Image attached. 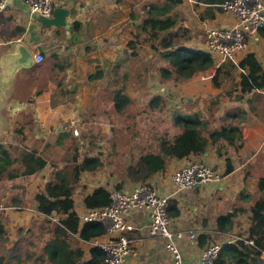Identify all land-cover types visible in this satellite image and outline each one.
Segmentation results:
<instances>
[{
    "label": "crops",
    "instance_id": "obj_1",
    "mask_svg": "<svg viewBox=\"0 0 264 264\" xmlns=\"http://www.w3.org/2000/svg\"><path fill=\"white\" fill-rule=\"evenodd\" d=\"M223 1L226 0H183L181 5L172 9L167 16L176 24L170 31L176 36L173 42L192 52H205L204 30L230 28L235 22L232 16L220 10L219 5ZM261 1L264 4V0ZM160 2L162 0H55L54 8L67 11V27H55L47 26L41 15L32 14L22 0H12L0 13V58L21 43L32 54L41 53L44 57L42 64H47V68L46 76L38 78L39 83L44 82L40 94L36 95L37 90L30 86V82L36 80L33 66L17 72L5 97L0 98V143H10L18 148V152L37 148L39 155L44 158V152L50 151L53 146L56 150L65 138H70L68 131L78 123L80 114L86 113L81 105L87 108L96 101V90L110 75L113 81H125L128 77L131 81L139 80L138 87L147 85L154 88V82L161 81L156 52L150 49L148 43L143 46L140 42L139 48L142 49L136 56H131L132 50L128 49V44L136 37H139V41L143 38L139 27L141 16ZM158 43V40L152 42L155 45ZM247 53L253 54L264 70V32L249 39L245 50L234 61L224 62L211 56L214 66L207 72L212 70L213 74L208 78L211 80L217 71L216 77L222 81H218L219 88L213 84L212 87L222 91L226 78L235 72L240 76L242 70L237 68V64ZM147 56L149 60H154V66L144 62L143 57ZM228 71L230 75L226 77ZM95 75L96 78L89 79ZM239 76L233 87L235 92L229 95L230 110L221 119V124L230 122L238 125L240 141L232 147H211L206 157L203 155L201 158L222 174V181L219 184L198 185L171 199L177 203L179 210L178 217L170 218L172 230L196 235L194 240L182 244L185 264H196L203 249L211 241L222 243L244 234L248 226L247 215L238 217L231 235L222 238L214 237L216 219L236 209H248L259 196L258 181L264 177V89L242 94L238 86ZM26 83L29 86L27 88ZM110 88L117 87L108 85ZM30 101L32 108L28 104ZM26 112L32 114V123L26 120ZM16 130L21 131L20 138H24V143L19 144ZM217 151L221 155L218 156ZM226 159L230 160L233 168L225 175ZM193 160H196L193 156L170 160L166 171L152 177L147 183L161 193H168L171 173ZM98 178L97 174L83 173L79 179L91 182ZM3 184L8 183L0 184V205L4 206L8 197L2 192ZM131 185L127 183L122 188L127 189ZM40 187L38 193L43 192L44 186ZM96 188L89 187L83 191L78 203L73 197L74 211L78 216L88 211L82 203L84 196ZM35 194L26 198L30 204L23 212H13L18 208L12 207L9 211L0 212L5 228V235L0 241V257L4 258L5 264H8V252L16 245L17 230L30 227L34 221H43L33 202ZM13 201L19 203L25 200L14 194ZM127 219L133 229L124 235L130 241L132 253L125 264H172L171 257L164 251V241L157 236H150L147 218L141 213H133ZM202 234L208 238L206 243L198 240ZM91 245L80 243L85 260L90 259Z\"/></svg>",
    "mask_w": 264,
    "mask_h": 264
},
{
    "label": "trees",
    "instance_id": "obj_2",
    "mask_svg": "<svg viewBox=\"0 0 264 264\" xmlns=\"http://www.w3.org/2000/svg\"><path fill=\"white\" fill-rule=\"evenodd\" d=\"M24 1V0H22ZM213 1V0H212ZM183 0H162L160 4L152 6L141 16L139 27L142 31L144 43L150 45V49L156 52L160 62L158 70L161 81L173 80L183 82L192 79L196 75L205 74L213 68L214 61L211 55L205 52H192L173 42L176 37L171 29L175 22L167 16L172 9L181 5ZM260 32H264L261 30ZM259 32V33H260ZM163 35V36H162ZM158 40V45L152 44ZM139 37L128 44L132 50L131 56H136L139 49ZM38 66L32 68L36 74L41 71ZM242 70L239 78V89L242 94L260 91L264 89V70L261 68L254 55L245 54L237 64ZM217 71L212 77V84L219 88ZM39 74V73H38ZM226 77L230 75L226 72ZM97 75L89 79L96 78ZM123 88L111 91V100L117 114L122 113L123 108L131 104L127 95H121ZM41 89L36 91L40 94ZM161 98H153L152 106H156ZM32 107V102H28ZM174 125L180 132L172 139H159L157 153L140 155L133 165L125 169V178L131 184L146 183L152 177L163 174L170 160H182L190 156L196 159L203 158L211 147L223 145L235 146L240 141V128L233 123H223L212 126V119H204L199 112H176L173 116ZM15 135L19 144L24 143L20 138L21 131L16 130ZM10 143H0V184L15 183L17 180L32 178L47 167V161L41 157L37 148L31 147L28 151L17 152V147ZM217 155H221L219 151ZM73 174L77 180L83 173L95 174L103 168L102 161L97 157H84L81 161L77 155L72 157ZM229 159H226L225 175L232 171ZM259 196L248 209H236L230 213L219 216L216 219L214 237L222 238L231 235L236 227L237 219L241 215H247V229L244 234L237 235L239 240L232 243H222L213 264H264V177L258 181ZM120 187L117 186V190ZM33 202L36 211L43 217V227H46L45 236L48 239L42 248L41 262L45 258L50 264H104V252L98 247L89 248L90 259H84V251L80 243L93 244L103 233V226L99 223H86L80 225L79 216L74 211L73 192L69 183L63 178L58 185L46 184L43 192L35 194ZM82 203L86 210H100L110 203V191L104 187H98L91 194L84 196ZM168 215L170 218L178 217L177 203L169 201ZM58 219V223L52 221ZM5 235L3 218L0 216V241ZM200 243H206L205 235L198 237ZM77 241V247H72ZM212 242V241H211ZM0 264H5L0 257Z\"/></svg>",
    "mask_w": 264,
    "mask_h": 264
},
{
    "label": "rangeland",
    "instance_id": "obj_3",
    "mask_svg": "<svg viewBox=\"0 0 264 264\" xmlns=\"http://www.w3.org/2000/svg\"><path fill=\"white\" fill-rule=\"evenodd\" d=\"M140 42L143 46H147L143 42V38ZM140 49L142 47L138 49V53ZM143 60L146 64L152 63L151 65L154 66V60H149L148 56L147 58L143 57ZM40 67L41 71L37 74L34 73L35 82H30V86L36 90L44 87V82L39 83L38 78L46 76L47 64L44 66L42 64ZM208 74L207 72L202 76L198 75L190 81L187 80L188 82L155 81L156 86L152 89L147 85L138 87L139 80L131 81L128 77L125 81L122 79L113 81V77L110 75V78L96 90V101L87 108L81 105V109H85L86 113L80 114L81 118L78 123L68 131L70 138H65L64 143L60 146L57 145L56 150L53 146L50 151L43 153L48 164L47 169L32 178L17 180L11 185L9 183L1 185L2 192L6 193L8 197L5 205L10 208H18L13 212H23V209L30 204L26 201L28 196L31 198L34 193L40 192V186L46 184L56 186L60 178H66L76 203H78L82 192L88 190L89 187H104L112 191L117 190V186H119V190H123L122 187L128 183L125 178V169L133 165L140 155L157 153L159 139H172L179 133V128L173 123V116L176 112L180 111L186 114L199 112L204 119H212V126L218 127L222 123L221 119L230 110L229 95L235 92L233 87L239 74L235 72L236 78L234 74L226 78L222 91L212 87L211 76ZM151 75L154 76L153 73ZM148 76L150 75L148 74ZM219 80L220 78H217V81ZM220 82L222 83L221 80ZM145 83L148 82L145 81ZM108 85L116 86L119 89L123 88L121 95H127L131 99V104L123 108L120 114H117L114 109L111 100L113 88L109 90ZM27 87L29 86L26 83ZM156 97L161 100L156 106H152V100ZM26 120L33 122L31 113L26 112ZM14 153L20 152L15 151ZM74 155H77L78 160L94 156L99 158L103 163V168L95 173L99 178L91 182L88 179L76 180L72 162ZM194 161H203V159L191 162ZM60 165L61 168H59ZM44 181H46L45 184ZM133 185L135 184L131 186ZM14 194L22 197L25 201L14 202ZM45 228L42 221H34L30 227L17 230L16 245L6 257L8 264H50L45 258H43L44 262L40 261L42 248L48 239V236L46 237L44 234ZM71 244L72 247L79 245L77 241Z\"/></svg>",
    "mask_w": 264,
    "mask_h": 264
},
{
    "label": "built area",
    "instance_id": "obj_4",
    "mask_svg": "<svg viewBox=\"0 0 264 264\" xmlns=\"http://www.w3.org/2000/svg\"><path fill=\"white\" fill-rule=\"evenodd\" d=\"M12 0H0L2 13ZM32 14H39L46 19L52 18L55 0H24ZM220 10L234 18L230 28H207L204 30L206 53L222 61H234L246 48L247 42L264 30V4L261 0H226ZM34 66L41 65L44 57L41 53L32 54ZM210 75L213 71L208 72ZM222 174L204 161H194L175 170L169 177L170 191L161 193L148 183L135 184L128 189L110 191V203L100 210H88L79 216L80 225L99 223L104 233L93 242L104 252V264H125L132 253L130 241L125 233L133 229L128 216L141 213L147 218L150 236H157L164 241V251L171 257L172 264H185L182 244L194 240V233L175 232L171 228L168 215L169 201L177 194L193 189L205 183L219 184ZM10 207L0 205V212L9 211ZM58 223L57 218H53ZM238 237L222 243H232ZM221 242H210L202 251L196 264H213L221 247Z\"/></svg>",
    "mask_w": 264,
    "mask_h": 264
},
{
    "label": "water",
    "instance_id": "obj_5",
    "mask_svg": "<svg viewBox=\"0 0 264 264\" xmlns=\"http://www.w3.org/2000/svg\"><path fill=\"white\" fill-rule=\"evenodd\" d=\"M66 15V10L54 8L52 18L43 19L47 26L67 27L65 23ZM33 66L32 52L21 43L16 44L12 52L5 53L0 58V98L5 97L17 72L30 69ZM206 155L207 153H204L205 157Z\"/></svg>",
    "mask_w": 264,
    "mask_h": 264
}]
</instances>
